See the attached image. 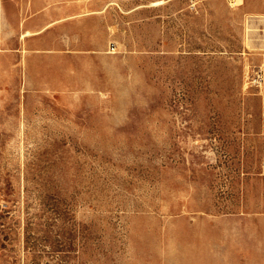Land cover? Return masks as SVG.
<instances>
[{
  "label": "rangeland",
  "instance_id": "obj_1",
  "mask_svg": "<svg viewBox=\"0 0 264 264\" xmlns=\"http://www.w3.org/2000/svg\"><path fill=\"white\" fill-rule=\"evenodd\" d=\"M66 3L0 55V264H264V0Z\"/></svg>",
  "mask_w": 264,
  "mask_h": 264
},
{
  "label": "crops",
  "instance_id": "obj_2",
  "mask_svg": "<svg viewBox=\"0 0 264 264\" xmlns=\"http://www.w3.org/2000/svg\"><path fill=\"white\" fill-rule=\"evenodd\" d=\"M67 0H0V55L11 53L18 55L20 46L25 43L23 30L33 25L35 13L41 12L49 17L48 22L41 25H55L64 18V15H58L59 11L64 12L70 9L67 6ZM26 13L29 17L24 18ZM42 15V14H41ZM15 28L17 30H15ZM21 31H18V30ZM10 31L12 33H10ZM21 32V33H20ZM16 33V37H14ZM14 44V45H10ZM5 50V51H4ZM35 50V49H34Z\"/></svg>",
  "mask_w": 264,
  "mask_h": 264
}]
</instances>
